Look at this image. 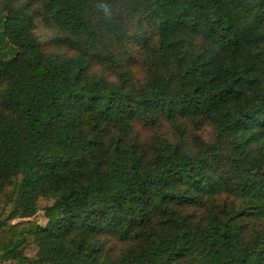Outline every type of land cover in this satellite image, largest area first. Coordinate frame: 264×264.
Listing matches in <instances>:
<instances>
[{
	"label": "trees",
	"instance_id": "obj_1",
	"mask_svg": "<svg viewBox=\"0 0 264 264\" xmlns=\"http://www.w3.org/2000/svg\"><path fill=\"white\" fill-rule=\"evenodd\" d=\"M2 193L0 264H264V0H0Z\"/></svg>",
	"mask_w": 264,
	"mask_h": 264
},
{
	"label": "rangeland",
	"instance_id": "obj_2",
	"mask_svg": "<svg viewBox=\"0 0 264 264\" xmlns=\"http://www.w3.org/2000/svg\"><path fill=\"white\" fill-rule=\"evenodd\" d=\"M39 36H42L43 39L46 41L50 36L47 34V31H44L43 29H40L38 32ZM7 198V195L2 193L0 194V199L5 201ZM55 201L54 199H41L39 202V213L36 215L35 220L39 225H45L46 224V219L44 218V209L51 207L54 205ZM25 221V220H16L12 222V224H16L18 222Z\"/></svg>",
	"mask_w": 264,
	"mask_h": 264
}]
</instances>
